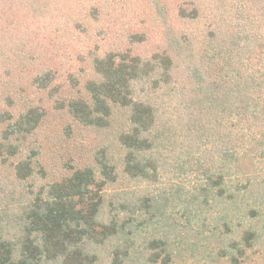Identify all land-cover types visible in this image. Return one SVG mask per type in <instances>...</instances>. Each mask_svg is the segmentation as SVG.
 <instances>
[{
  "label": "trees",
  "instance_id": "16d2710c",
  "mask_svg": "<svg viewBox=\"0 0 264 264\" xmlns=\"http://www.w3.org/2000/svg\"><path fill=\"white\" fill-rule=\"evenodd\" d=\"M262 250L264 0H0V264Z\"/></svg>",
  "mask_w": 264,
  "mask_h": 264
},
{
  "label": "rangeland",
  "instance_id": "374dc122",
  "mask_svg": "<svg viewBox=\"0 0 264 264\" xmlns=\"http://www.w3.org/2000/svg\"><path fill=\"white\" fill-rule=\"evenodd\" d=\"M77 9H79V7H77ZM78 13V10H76V7H75V10H74V13H72V18L75 22V19H78V16L76 15ZM136 15V14H135ZM64 18L65 16L63 17H60L58 20H61L63 23H64ZM139 16H137L136 19L133 20V22H136L138 20ZM82 19V17H81ZM79 21V19L77 20ZM130 21V20H129ZM68 22V21H67ZM75 24H74V32H72V30L70 32L73 33V50H78V49H83L84 51V45H88L86 42H87V36L83 35L80 31L78 32L77 30H75ZM99 27H101V25H99ZM96 30V29H95ZM94 30V27L90 28V32H93L92 34H94L95 32ZM79 36L81 38H79ZM77 39H80V41H77ZM67 42H68V39H67ZM84 137V136H83ZM86 140H83V144L86 143V147H87V144L90 143V144H94L96 139L91 136V137H85ZM81 144V143H80ZM248 264H264V250H262L260 253L254 255L251 257V259L248 261Z\"/></svg>",
  "mask_w": 264,
  "mask_h": 264
}]
</instances>
